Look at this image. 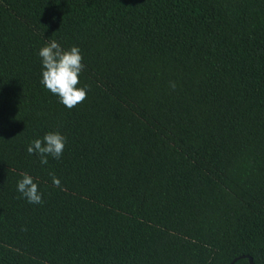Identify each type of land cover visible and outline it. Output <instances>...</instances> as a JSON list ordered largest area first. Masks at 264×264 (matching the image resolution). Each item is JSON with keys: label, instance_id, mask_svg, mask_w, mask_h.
<instances>
[{"label": "trees", "instance_id": "1", "mask_svg": "<svg viewBox=\"0 0 264 264\" xmlns=\"http://www.w3.org/2000/svg\"><path fill=\"white\" fill-rule=\"evenodd\" d=\"M50 40L84 57L71 110L40 82ZM245 254L264 264V0H0V264Z\"/></svg>", "mask_w": 264, "mask_h": 264}, {"label": "clouds", "instance_id": "2", "mask_svg": "<svg viewBox=\"0 0 264 264\" xmlns=\"http://www.w3.org/2000/svg\"><path fill=\"white\" fill-rule=\"evenodd\" d=\"M42 72L41 84L51 94L55 95L59 102L67 109L71 110L82 104L88 97V87H78L80 75L85 70L84 57L78 46L68 49L56 40L48 41L40 48ZM174 89L175 83L170 82ZM67 138L58 131H50L42 138L31 141L27 147L29 155L39 157L42 165L48 164V158L59 160L62 158ZM22 179L17 182V192L20 193L29 204H43V193L40 191L38 183L27 173H21ZM52 184L61 187V181L55 174H51Z\"/></svg>", "mask_w": 264, "mask_h": 264}, {"label": "water", "instance_id": "3", "mask_svg": "<svg viewBox=\"0 0 264 264\" xmlns=\"http://www.w3.org/2000/svg\"><path fill=\"white\" fill-rule=\"evenodd\" d=\"M239 258H247L250 264H254L253 261H252L251 256L246 255V254L245 255H240V256H237V257L233 258L228 264H233Z\"/></svg>", "mask_w": 264, "mask_h": 264}]
</instances>
